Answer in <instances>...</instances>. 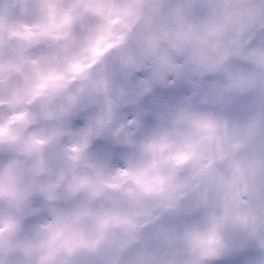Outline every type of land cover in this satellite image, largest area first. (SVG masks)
Segmentation results:
<instances>
[{"label":"clouds","instance_id":"clouds-1","mask_svg":"<svg viewBox=\"0 0 264 264\" xmlns=\"http://www.w3.org/2000/svg\"><path fill=\"white\" fill-rule=\"evenodd\" d=\"M0 264H264V0H0Z\"/></svg>","mask_w":264,"mask_h":264}]
</instances>
